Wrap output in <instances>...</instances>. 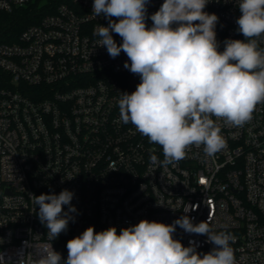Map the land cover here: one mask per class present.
Segmentation results:
<instances>
[{"label": "built area", "instance_id": "1", "mask_svg": "<svg viewBox=\"0 0 264 264\" xmlns=\"http://www.w3.org/2000/svg\"><path fill=\"white\" fill-rule=\"evenodd\" d=\"M32 1L0 0V12ZM163 2L149 0L147 27ZM93 3L60 2L15 40L0 41V252L15 260L30 251L24 241L47 243L31 195L67 189L75 222L51 242L63 260L67 242L89 226H114L119 234L144 219L172 224L194 208L187 213L194 224L208 220L213 232L235 237L236 264H264V103L241 127L218 121L225 147L213 156L192 145L174 165H152L150 155L164 159L161 146L119 118L121 93L134 92L141 78L124 68L130 61L123 51L111 58L99 46L93 30L108 20L92 14ZM238 4L209 0L204 9L219 18V51L226 39H244ZM257 40L264 48V36ZM173 238L185 247L194 242L201 254L214 247L179 226Z\"/></svg>", "mask_w": 264, "mask_h": 264}, {"label": "clouds", "instance_id": "2", "mask_svg": "<svg viewBox=\"0 0 264 264\" xmlns=\"http://www.w3.org/2000/svg\"><path fill=\"white\" fill-rule=\"evenodd\" d=\"M148 3L94 0L92 6L95 17L108 20L106 27L98 24L93 30L99 46L111 58L123 51L130 61L124 68L141 78L134 92L120 95V121L161 146L164 159L152 154V165H174L192 145H203L204 153L213 156L225 147L218 121L241 127L264 103V48L257 40L264 36V0H239L236 23L244 39H226L223 51L218 50L215 31L219 18L204 11L209 0H164L148 17L150 28L145 23ZM113 32L122 38L119 45ZM73 197L67 189L58 195H31L36 215L48 229V242L24 241L23 248L30 251L21 249L15 260L0 252V264H236L231 247L235 237L213 232L208 220L194 224L187 215L194 208L172 224L144 219L119 234L114 226L100 232L89 226L67 242L63 260L51 242L75 222ZM177 226L206 236L214 247L205 254L192 241L185 247L173 238Z\"/></svg>", "mask_w": 264, "mask_h": 264}, {"label": "trees", "instance_id": "3", "mask_svg": "<svg viewBox=\"0 0 264 264\" xmlns=\"http://www.w3.org/2000/svg\"><path fill=\"white\" fill-rule=\"evenodd\" d=\"M60 2L69 0H33L11 12H0V37H8L9 42L15 40L25 27L38 22L43 15L51 13Z\"/></svg>", "mask_w": 264, "mask_h": 264}, {"label": "rangeland", "instance_id": "4", "mask_svg": "<svg viewBox=\"0 0 264 264\" xmlns=\"http://www.w3.org/2000/svg\"><path fill=\"white\" fill-rule=\"evenodd\" d=\"M8 40H9L8 37L5 36H3L2 38L0 37V41L9 42Z\"/></svg>", "mask_w": 264, "mask_h": 264}, {"label": "snow or ice", "instance_id": "5", "mask_svg": "<svg viewBox=\"0 0 264 264\" xmlns=\"http://www.w3.org/2000/svg\"><path fill=\"white\" fill-rule=\"evenodd\" d=\"M203 182V181H202Z\"/></svg>", "mask_w": 264, "mask_h": 264}]
</instances>
